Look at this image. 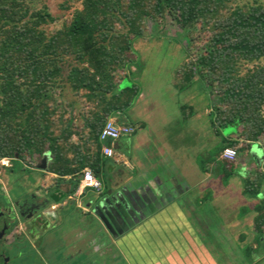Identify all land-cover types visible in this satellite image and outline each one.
Returning <instances> with one entry per match:
<instances>
[{
  "label": "trees",
  "instance_id": "1",
  "mask_svg": "<svg viewBox=\"0 0 264 264\" xmlns=\"http://www.w3.org/2000/svg\"><path fill=\"white\" fill-rule=\"evenodd\" d=\"M35 1L0 0V159L22 161L50 151L49 172L77 177L71 193L88 167L107 194L105 179L112 175L109 165L114 161L103 155V146L111 142H102L100 133L108 117L126 111L139 94L129 76L130 65L138 64L131 55L136 53L135 40L147 36L148 21L156 25L150 37L163 36V24L182 29L188 45L177 71L182 77L177 78L186 85L202 83L208 90L212 129L222 140L211 160L200 162L204 171L216 165L211 171L223 174L227 183L237 170L235 162L219 159L225 148L247 154L255 146L264 150V2L78 0L81 7L71 19L49 34L46 27L56 17ZM122 69L126 74L120 76ZM67 85L84 105V122L78 128L72 123L71 103H55ZM91 104L94 109L86 110ZM228 126L235 131L226 137L221 129ZM73 136L79 144L72 142ZM243 183L244 195L258 200L250 211L256 213V246L247 243L239 252L246 263L262 264L264 256L256 259L264 255V195H258L264 193V157ZM210 193L197 204L209 205Z\"/></svg>",
  "mask_w": 264,
  "mask_h": 264
},
{
  "label": "rangeland",
  "instance_id": "2",
  "mask_svg": "<svg viewBox=\"0 0 264 264\" xmlns=\"http://www.w3.org/2000/svg\"><path fill=\"white\" fill-rule=\"evenodd\" d=\"M259 1L264 2V0ZM34 4L36 6L45 4L53 16L56 17V21L46 27L49 34L60 29L63 22L71 19L73 10L81 7V3L78 0H36ZM62 4L68 5L69 9L63 8ZM163 25L161 26V30L164 32L163 36L150 37V34H156V30L153 29L156 25L148 21L147 26L149 27V31L147 36L145 38H138L134 42V51L136 53L131 55V57H135L138 64L130 65L131 70L133 68L136 70L134 73L136 74L134 76L135 78H132H134L136 82H139L142 91L147 92V94L145 100L137 101L140 104L134 101L135 104H133L135 105V113L137 116H135V118L132 116V118L135 119V122L137 121L136 123L140 126L139 131L144 125L150 126L152 131L156 134L159 143L166 150L169 163L173 162L175 159L174 151L178 150L179 155L184 154L183 157L185 159L183 163L186 161V172H191L194 170V165L191 162L187 164L189 161V159H187L188 155H192L190 159L191 161L195 160L196 165L199 166L197 163L202 161L205 164L211 160V152H213L220 141L218 138L211 135L212 132L210 131L213 130L211 121L212 116L209 114L212 108L211 101L209 97L206 96V94L209 96L208 90L205 89L202 83L194 82L193 84L186 85L177 78L182 77L177 75V71L186 59L183 46L188 45V39L187 37H183L182 29L174 24L167 23L165 26ZM192 57H194V55H192ZM188 60L189 59L186 61ZM126 70L127 69H122L118 71V74L123 76L126 74ZM119 75L116 76L119 77ZM176 90L177 94L175 93ZM73 95L72 90L67 85L63 89V94H61L60 98L63 102L71 103ZM78 100L80 101V113H82L84 112L82 109V102L80 98ZM206 109H208V111H206ZM221 131L224 136L228 137L230 132L235 131V127H223ZM126 139L127 141L131 140V142L134 140L133 138ZM193 146L196 147L193 148ZM161 156L162 154H154L148 161L150 165L145 164V169H147L146 171H148L149 175H145L146 182L144 181V183H149L154 186L156 182L159 184L158 178H163L167 175L160 171L163 169L162 166H155V162L160 161ZM263 157L264 150L262 151L261 148L257 146L250 150L249 154L238 152V157L234 164L237 173L230 177L227 183H224L223 174L216 176L211 172L213 166L209 167L210 171L208 174H203L201 177H199V175L196 176L193 171V183L198 184L203 182V186H207V192L212 193V200L209 205L201 204V207L196 204L194 205V196L190 197V202L186 204L187 213L192 218V224L202 233L204 246L195 247L192 243H188L189 240L185 241L184 236H182L181 241H179V238L176 240L178 243L174 241L171 246H169L168 252L155 254L152 263L248 264L243 260V256L241 252H239V246L243 248L247 243L256 246L254 240L256 231L253 221L256 213L250 211L254 210L253 208L258 203V200L244 195L243 177L245 174H249V172L256 173L257 164L262 162ZM161 160H165V157ZM13 173V189H11L13 193L16 192V194L22 195L30 192L35 183L38 182L37 174L21 164H16ZM139 173L138 169L132 177H129L131 174L124 173L129 175L124 178L123 176L119 177L112 173L110 178L105 179L107 187L106 192L111 195L110 198L112 199L113 196L114 198L116 197L117 194L115 192L120 190V187L123 189L128 183H132L133 185L136 180L140 181L144 175V171L142 175ZM117 181L119 183L122 182L119 184L118 188H116ZM207 192H204V195H206ZM123 194L125 196L132 195L131 193L125 194L124 192ZM93 195L95 202L98 204L102 199L99 195ZM210 195L207 196L211 198ZM120 196H117L118 199H120ZM128 196L123 206L116 204L113 207V203L109 205L107 212L109 213L108 215L111 216V220L110 216L107 218L106 222L104 218L98 219L100 221L97 222L92 216L87 217L86 221L89 224L87 222L82 224H85V226L88 225L86 229H89V236H91V238L89 237L90 243L87 237H81L82 239L80 238L81 240L78 243V247L76 246L74 252L71 253L72 258L71 255L70 257L68 255V248L65 244L66 237H64L66 229H64L63 226V228L38 239L36 241L37 246H35L34 249L30 246L23 247L24 245L14 247L10 252L12 257L10 264H123L118 261L119 257H116L117 253L109 251V240L105 232H107V228L109 232L114 234L112 238H117L116 234L118 233L115 227L118 225L112 218L114 213L118 214L121 218V221L124 223L121 224V226L124 229H130L132 225H136L138 219L141 218V214H143V212L145 214V211L141 208L142 204H137L138 206L135 205L132 201L128 200ZM154 196L156 195L154 194ZM104 200L109 202L110 199L106 196ZM246 208H249L247 213ZM150 209L151 208H148L147 212H149ZM104 212L103 209L100 210V213ZM75 218L76 221L79 220L78 217ZM111 221H114V223ZM99 222L100 224L102 222L105 227H100L102 230H99V226L97 227ZM107 222L113 227V232L108 229ZM184 227L186 229L185 224ZM80 229H82L81 226ZM70 232L71 229L66 231V234L69 235ZM171 232H174L176 235V231ZM79 233V228L76 227L74 231L75 239L76 235L77 238H79ZM92 235L94 238H92ZM194 238L195 236L193 235L192 240ZM164 240L165 238H161V243ZM261 241L263 246L262 251H264V235ZM103 245L106 247H103ZM164 246L166 245L161 246L160 250H163ZM204 248L206 251H203ZM171 249H175V252H172ZM200 249L202 250L201 256L197 252L201 251ZM254 256L256 257L257 255ZM263 256L264 255L257 256L256 261L263 259L261 258ZM204 259H208V262L205 263ZM262 264H264V262H262Z\"/></svg>",
  "mask_w": 264,
  "mask_h": 264
},
{
  "label": "crops",
  "instance_id": "3",
  "mask_svg": "<svg viewBox=\"0 0 264 264\" xmlns=\"http://www.w3.org/2000/svg\"><path fill=\"white\" fill-rule=\"evenodd\" d=\"M135 71L136 70L133 68L131 71L132 73L129 76L131 77L132 81L138 84L140 88L139 94L135 99V102L140 104L137 101L145 100L147 92H143L139 82H136V80L134 79V76L136 75L134 74ZM204 92L206 93L205 90ZM175 93L177 94V90L175 91ZM60 96L61 94H56L55 103L57 104L60 102L61 105L65 103L67 104V102H63L61 100ZM206 96L209 97L207 94ZM79 98L80 97L73 95V100L71 102L72 108H70V114L73 117L72 123L76 125L77 128L84 122V116L82 114H85L84 112L80 113L81 108L80 101L78 100ZM134 104H132L126 111H117L112 113L108 117V120L111 119L117 124L132 125L136 128V132L133 134L134 137L133 135L129 137L130 139H134L132 142L129 139V141H127L126 138H123L116 142L114 147V162H112L109 167L111 168L113 174L118 175L119 177L123 176V178L129 176L124 173L131 174L129 177H132L137 169L139 170L140 175H142V172L144 171V175L140 181L136 180L135 184L132 185V183H128V185L123 189H121L120 187V190H117V192H115L117 194L116 197H112L114 201L110 198V194H98L89 189L85 190L82 195H78L77 192L79 186L75 192L71 193L77 177H60L55 173L49 172L48 168L51 161L53 160L50 151H46L42 155L34 154L32 159L28 158L22 161L15 158L0 159V201L3 198H7L10 202L18 200L21 204H24L25 207H32L31 213H35V211L37 210L41 211L40 214L42 216V221L40 230L43 236L55 232L56 230L63 228V226L66 231H69V229H71L69 235L66 234V231L64 234V237H66L65 244L68 248V255L69 257L71 255V258V253L74 252V248H76V246L78 247V243L82 239L81 237H87L88 242L90 243L89 239L91 238V236H89V229H86L88 225L85 226V224L83 225L82 223L87 222L86 219L89 216H92L95 221L97 220V222L100 221L98 219L101 218L107 219V208L110 204L113 203L114 207L116 204L123 206V204L126 203L128 195L125 196L123 192L125 194L131 193L132 195L128 196V200L132 201L135 205L141 203V208L143 209V211H145V214L143 212L136 225H132L130 229H124L121 226V224L124 223L121 221V218L118 216V214L114 213L112 215L113 220L118 225L117 227H115L118 233H115L117 238L113 239L112 235L114 236V234L109 232L107 228V232H104L109 240V251H114L115 253H117L116 257H119L118 261L123 264H153L152 260L154 259L155 254L168 252L169 246H171V244L179 238V241H181L182 236H184L185 241L189 240L188 243H192L195 247L204 246L202 233L201 231L199 232V230L196 229V226L192 224V218L187 213L186 204L190 202V197L194 196L193 203L194 205H198V201H201L205 196L204 192H207V186H203V182H200L198 184L193 183V173L195 172L196 176L199 175V177H201V175L203 174H208L209 171L205 172L201 164L197 163L199 164V166L196 165L195 160L191 161L190 159L192 155H188L187 159H189V161L187 162V164H190V162L193 163L194 172H186V161L185 163H183L185 159L183 157L184 154L179 155L178 150L174 151V163H169V157L166 153V150L159 143L156 134L152 131L150 126L144 125L139 131L140 126H138V123H136L137 121L135 122V119L132 118V116H134V118L135 116H137V114L135 113ZM83 106L84 105L82 103V109L84 110ZM85 109H89L88 111L94 109V104L86 106ZM206 111H208V109H206ZM210 131L212 132L211 135L218 138L215 135L214 130ZM218 139L219 141L221 140L220 138ZM72 142L79 144L80 141L78 139V136H73ZM195 147L196 146H193V148ZM70 154L72 155V153ZM154 154H162V156L160 157V161L155 162V166H162L164 170L161 169L160 171L166 173L167 175H165L163 178H158L159 184L156 182V184L152 186L149 183H144L145 175H149L148 171H146L147 169H145V164L150 165L148 161L154 156ZM164 157L165 160H161ZM219 159L222 160L220 156ZM2 160H7V165H3L1 163ZM17 163L21 164L22 166L28 167L37 174L38 182L35 183L30 192L24 193L22 195L16 194V192L13 193V191L11 190L13 189V171L16 168ZM215 166L216 165H213L212 169L215 168ZM214 175L217 176L221 174L217 173ZM120 183L118 181L116 182V188L119 187ZM93 194L99 195L102 199L98 204L95 202ZM154 194L156 196H154ZM106 196L109 197V202L104 200V197ZM117 196H120V199H118ZM33 205H36L38 208L35 209ZM33 208L35 211L33 210ZM148 208H151L149 212H147ZM101 209H103L105 212L100 213ZM97 216L100 217L98 218ZM75 217H78L79 220L76 221ZM114 221L111 222L114 223ZM184 224L186 226V229L184 227ZM24 226L27 227L26 224H23V227ZM80 226L82 227V229H80ZM98 226L99 230H102L101 228H105L102 222L101 224L99 222L97 224V227ZM76 227L79 228L80 233L79 238H77L76 235L75 239L74 231ZM171 231H176V235ZM35 234L36 233L34 232V235ZM193 235L195 236V238L192 240ZM92 238H94L93 235ZM161 238H165L162 243ZM36 241L37 240L32 239V243H35L32 244L33 249L35 246H37ZM176 242L178 243V241ZM163 245L166 246H164L163 250H160V247ZM103 247L106 246L103 245ZM171 251L175 252V249H171ZM203 251H206V249L204 248ZM197 252L201 256L202 250ZM204 261L205 263H207L208 259H204Z\"/></svg>",
  "mask_w": 264,
  "mask_h": 264
},
{
  "label": "flooded vegetation",
  "instance_id": "4",
  "mask_svg": "<svg viewBox=\"0 0 264 264\" xmlns=\"http://www.w3.org/2000/svg\"><path fill=\"white\" fill-rule=\"evenodd\" d=\"M33 207L38 208L36 205ZM31 208L25 207L18 200L9 201L6 207L0 208V235L2 234L0 237V264L11 263L10 252L14 247L24 245L23 247L33 248L32 239L38 240L43 236L40 230L41 211H35L33 208L35 213H31ZM23 224H26L27 227H23ZM33 224L37 225V229L33 230Z\"/></svg>",
  "mask_w": 264,
  "mask_h": 264
},
{
  "label": "built area",
  "instance_id": "5",
  "mask_svg": "<svg viewBox=\"0 0 264 264\" xmlns=\"http://www.w3.org/2000/svg\"><path fill=\"white\" fill-rule=\"evenodd\" d=\"M136 132V128L132 125L117 124L115 121L109 119L104 125L100 133V140L106 144V142H111V145H104L102 148V153L108 158L115 157V142L123 138H129ZM238 157V151L235 148L227 147L221 153V159L226 162H236ZM3 165L4 160L1 161ZM93 190L94 192L100 194L103 190L102 181L97 178L90 168H86L83 173V178L78 188V195H82L85 190Z\"/></svg>",
  "mask_w": 264,
  "mask_h": 264
},
{
  "label": "water",
  "instance_id": "6",
  "mask_svg": "<svg viewBox=\"0 0 264 264\" xmlns=\"http://www.w3.org/2000/svg\"><path fill=\"white\" fill-rule=\"evenodd\" d=\"M8 203H9V200L7 199V198H3V199H1V201H0V208L1 207H6V205H8ZM100 205V204H99ZM109 213H107V215H108ZM110 215H108V217H109ZM105 219V218H104ZM106 220L107 219H105V222H106ZM107 224H108V229L109 230H111L112 232L114 231V230H112V226L107 222ZM33 226V230H35V229H37L36 227H37V225L36 224H33L32 225ZM3 232H4V230H3ZM2 232V233H3ZM2 235V234H1ZM1 235H0V237H1Z\"/></svg>",
  "mask_w": 264,
  "mask_h": 264
},
{
  "label": "clouds",
  "instance_id": "7",
  "mask_svg": "<svg viewBox=\"0 0 264 264\" xmlns=\"http://www.w3.org/2000/svg\"><path fill=\"white\" fill-rule=\"evenodd\" d=\"M4 163H6V161H4ZM258 195H264V193H258Z\"/></svg>",
  "mask_w": 264,
  "mask_h": 264
}]
</instances>
